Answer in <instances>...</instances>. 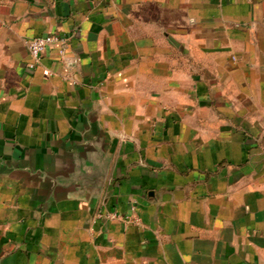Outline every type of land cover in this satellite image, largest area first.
Here are the masks:
<instances>
[{
    "label": "crops",
    "instance_id": "crops-1",
    "mask_svg": "<svg viewBox=\"0 0 264 264\" xmlns=\"http://www.w3.org/2000/svg\"><path fill=\"white\" fill-rule=\"evenodd\" d=\"M0 264H264V0H0Z\"/></svg>",
    "mask_w": 264,
    "mask_h": 264
},
{
    "label": "built area",
    "instance_id": "built-area-1",
    "mask_svg": "<svg viewBox=\"0 0 264 264\" xmlns=\"http://www.w3.org/2000/svg\"><path fill=\"white\" fill-rule=\"evenodd\" d=\"M52 46H55L59 55L62 56L69 47V39L56 33H48L43 37L30 40L27 43V52L30 58L27 68L32 70L38 66L42 55ZM125 220L132 221L136 224L140 222L137 217H125Z\"/></svg>",
    "mask_w": 264,
    "mask_h": 264
}]
</instances>
